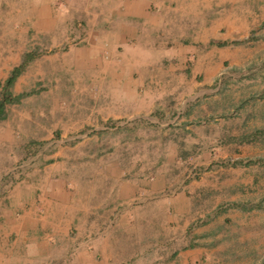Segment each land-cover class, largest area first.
Wrapping results in <instances>:
<instances>
[{"label":"rangeland","instance_id":"374dc122","mask_svg":"<svg viewBox=\"0 0 264 264\" xmlns=\"http://www.w3.org/2000/svg\"><path fill=\"white\" fill-rule=\"evenodd\" d=\"M221 3L159 0L146 20L154 33L139 40L110 28V0H0V89L29 57L11 87L22 96L0 120V264H180L191 247L196 264H264V0L234 2L248 34L228 42L221 74L203 83L217 41L201 34ZM147 40L151 53L139 48ZM140 65L157 72L139 102ZM162 172L169 190L134 198ZM51 178L60 212L8 215L15 188ZM126 210L138 218L115 217ZM171 211L192 216L190 228L171 229L182 221L169 222ZM72 232L77 246L93 245H56L55 234Z\"/></svg>","mask_w":264,"mask_h":264},{"label":"crops","instance_id":"0c3cea01","mask_svg":"<svg viewBox=\"0 0 264 264\" xmlns=\"http://www.w3.org/2000/svg\"><path fill=\"white\" fill-rule=\"evenodd\" d=\"M237 0H222V3L218 9V13L214 15V17L211 19V21L208 24L207 29L203 30V33L201 36L203 39L201 40H207V42H212V40H216L217 44L215 43L216 48H212L207 54H205L204 58L207 60V64L209 65V68L202 73V78H203V83L207 82L210 83L213 81L216 77H218L221 72H222V65L223 62L228 59L229 57L225 56L227 53V49L229 46L227 45L228 42H235L238 40L243 39L244 37L247 36L248 34V26L251 22L248 21V17L245 14V10H236L235 8H238V6L234 3ZM243 4L244 1L247 0H238ZM111 2V9H112V23L110 24V28L113 31H117V34L119 32V28L121 29V33L123 34H131V36H139V40H143L141 36H146V35H152L154 33V27L151 25H148L146 20L149 17H152V12L151 5L154 3H158L159 0H110ZM134 23V25H131V23ZM45 25V24H44ZM42 24H39L38 22H35L29 27H41L44 26ZM133 26V27H132ZM234 40V41H233ZM220 41V42H219ZM143 42L141 44V52H152L154 49L152 46V43ZM213 43V42H212ZM214 44V43H213ZM227 46H226V45ZM83 48H80V50ZM108 49V48H106ZM105 48L102 49V52L106 53V55H114V49H108L106 50ZM90 51L92 52V55H90ZM165 51V50H162ZM162 51H159V53H162ZM59 51H57L58 53ZM55 53L56 55H58ZM124 51H118L117 52V57H121L123 55ZM212 53V54H210ZM86 54L90 57L94 56H99L98 52H95V50L91 49L89 46L86 48ZM195 58V63L197 61V58L195 56H187V59H193ZM97 59V58H95ZM230 59V58H229ZM231 61V60H228ZM142 64V63H141ZM153 66H142L140 65L139 69L137 72H140L142 76H146L145 78L137 74L136 78L134 81H136L138 84L135 85L136 88L138 89V93L135 94V99L137 101H142L143 96L148 95V91H145V88L143 87V82H155L156 80L153 78L155 76V71L153 69ZM164 75H165V70ZM189 78L187 79L188 82H194L193 79L195 74L197 73L196 69L191 68L189 70ZM22 73L20 72L17 77L15 78L12 86L13 88H16L17 83L20 82V77H22ZM99 74L101 73L100 71L98 72ZM205 77V79H204ZM164 80V78L159 79ZM146 82V83H147ZM11 86V87H12ZM11 89V88H10ZM147 93V94H146ZM156 97H159L158 95H155ZM140 106V103H139ZM168 172H162L160 174H156L154 178L152 179V184L153 186H149V188H146L143 185H135L133 188V194L136 195L134 198H138L139 202H146L149 203L151 200H153L155 197H158L160 195V191L164 190L165 188H170L171 187V182L168 184V179L167 177ZM55 179H50V187L46 188L44 186H36L34 184H22L23 186L19 188H15L12 192V194L9 196L10 203L12 204V208L14 210H10L8 215H13L14 216H19L20 214H17L16 212H21V214L24 217H32L34 219L37 218H42V219H47L50 217V215H47L48 211H54L60 212V210H56L55 202L52 200L48 199L49 195H54L55 194V188L53 186ZM35 181H37L35 179ZM169 190V189H168ZM148 193V194H147ZM118 194H122L121 188H119ZM138 195V196H137ZM166 200H164L167 203L173 204L174 201L170 199L172 195L169 194H164ZM120 197V196H119ZM150 200V201H149ZM149 201V202H147ZM125 202V201H124ZM138 213L139 212H126L124 213H118L115 215V217L120 221L123 220L124 218H129V219H135L138 218ZM63 217V216H62ZM164 217L170 222L173 221L174 219L178 218L182 221L178 222L177 226H174V223H170L171 229L176 228L177 229H189L190 224H191V218L192 216H184L182 212H166L164 214ZM144 218L152 219V216H147ZM25 233V232H24ZM75 234V232H72ZM34 234H42L38 232L37 230H34ZM49 237L51 235H54V233H47ZM58 235V236H57ZM77 233L74 235V238L69 236V235H59L55 234V236H52L50 238L55 237L56 245H61V246H68L70 250H76L79 251L81 249V245H93L94 240L92 239H87L85 242H82L80 246H77L78 243V238H77ZM104 240V239H103ZM76 241V242H75ZM76 243V244H73ZM74 245L73 247L71 245ZM200 249L196 247H191V248H186L183 251H180L177 253L179 256L178 259L180 264H196V259H198V253H200ZM190 255V257H189Z\"/></svg>","mask_w":264,"mask_h":264},{"label":"trees","instance_id":"16d2710c","mask_svg":"<svg viewBox=\"0 0 264 264\" xmlns=\"http://www.w3.org/2000/svg\"><path fill=\"white\" fill-rule=\"evenodd\" d=\"M31 59V58H30ZM29 61V57L27 53H25L22 57V60L20 64L14 68H12L8 75L5 77L3 80V84L1 87V93H0V120L5 118V113H4V104L6 103H11L13 100L19 99L22 94L18 95H12L11 93V86L17 77V75L23 70L25 67L26 63Z\"/></svg>","mask_w":264,"mask_h":264},{"label":"built area","instance_id":"2783aa9c","mask_svg":"<svg viewBox=\"0 0 264 264\" xmlns=\"http://www.w3.org/2000/svg\"><path fill=\"white\" fill-rule=\"evenodd\" d=\"M196 172H197V171L194 172L195 175H196ZM197 173H198V172H197ZM191 174L193 175V173H191Z\"/></svg>","mask_w":264,"mask_h":264}]
</instances>
